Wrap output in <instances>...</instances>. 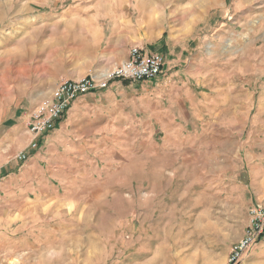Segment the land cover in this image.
Segmentation results:
<instances>
[{
	"label": "rangeland",
	"instance_id": "1",
	"mask_svg": "<svg viewBox=\"0 0 264 264\" xmlns=\"http://www.w3.org/2000/svg\"><path fill=\"white\" fill-rule=\"evenodd\" d=\"M93 18L106 38L183 47L166 83L186 97L159 116L131 96L101 154L25 187L0 264H227L264 193V0H0L3 133L83 70ZM242 264H264V237Z\"/></svg>",
	"mask_w": 264,
	"mask_h": 264
},
{
	"label": "crops",
	"instance_id": "2",
	"mask_svg": "<svg viewBox=\"0 0 264 264\" xmlns=\"http://www.w3.org/2000/svg\"><path fill=\"white\" fill-rule=\"evenodd\" d=\"M88 23H90L89 31L92 35L88 41L89 51L86 54L88 59L87 62H85L86 57L84 62L79 61L78 64L83 63V70L72 75L71 80H77L90 74L100 77L111 71L128 59L129 48L133 46L129 45L127 35L124 36L125 39L120 37L116 39L112 34L106 38L103 35V27L95 18L88 20ZM163 40L162 36L159 40L162 43L159 49L147 44V41L143 42L142 39L136 38L134 41L136 43L134 45L148 52L158 53L164 58V66L158 78L137 83L113 80L109 82L106 89L79 96L71 103L54 130L41 140L36 150L27 149L29 140L26 133L27 120L24 127L14 126L6 133L0 130V249L1 236L8 233L5 229L6 233L1 231L2 221L10 219L18 205L25 204L24 188L46 185L50 174L59 178V174L66 166L65 156L101 154L107 141H113V134L110 132L111 125L114 121L120 122V117L124 115L122 111L126 107H133V98H140L145 103H150L155 107L159 116H166L171 113V109L170 112L167 110L162 112V106L172 107L174 100H183L186 97V89L175 88L171 83H166L184 70V67L182 70L178 63L181 62L185 49L181 47L180 54H175V46L169 47L163 43ZM64 75V71L62 74H56L54 82L60 77H65ZM127 84L133 85L127 86ZM124 87H130V95ZM135 95H139V98L131 97ZM22 151L27 152V158L20 163L16 157ZM247 159L252 161L253 157L248 154ZM3 175L5 177H2ZM253 198L255 203L251 206L255 204L264 206L262 190L255 193ZM261 240L262 238L259 239Z\"/></svg>",
	"mask_w": 264,
	"mask_h": 264
},
{
	"label": "built area",
	"instance_id": "3",
	"mask_svg": "<svg viewBox=\"0 0 264 264\" xmlns=\"http://www.w3.org/2000/svg\"><path fill=\"white\" fill-rule=\"evenodd\" d=\"M164 66V58L155 52H148L138 45L129 48L128 59L111 71L96 77L88 75L79 80H66L59 83L43 101L29 112L26 133L29 137L28 150H36L41 140L53 131L71 103L79 96L103 90L110 81L122 80L137 83L156 79ZM27 152H20L16 159L22 163ZM249 222L242 238L232 246L227 264H242L244 257L258 243L264 233V206L255 204L248 210Z\"/></svg>",
	"mask_w": 264,
	"mask_h": 264
},
{
	"label": "trees",
	"instance_id": "4",
	"mask_svg": "<svg viewBox=\"0 0 264 264\" xmlns=\"http://www.w3.org/2000/svg\"><path fill=\"white\" fill-rule=\"evenodd\" d=\"M263 237H264V233H263V235L260 238H263Z\"/></svg>",
	"mask_w": 264,
	"mask_h": 264
}]
</instances>
